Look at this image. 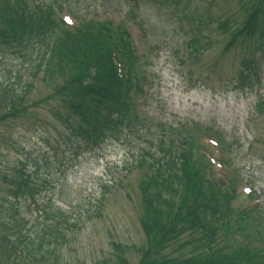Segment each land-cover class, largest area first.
Listing matches in <instances>:
<instances>
[{
  "label": "rangeland",
  "instance_id": "374dc122",
  "mask_svg": "<svg viewBox=\"0 0 264 264\" xmlns=\"http://www.w3.org/2000/svg\"><path fill=\"white\" fill-rule=\"evenodd\" d=\"M31 1H28L30 9L33 8ZM187 1L176 0L180 9ZM254 1H213L211 9L207 8L211 22L201 33V55L194 60L189 58L186 48L190 40L186 37L188 28L185 26L184 30L176 16L170 15L159 0H56L54 3L61 9L62 19L72 21V17L66 15H75L82 22L88 20L87 25L75 31L56 21L53 25L59 43L56 48L65 54L62 45L69 40L73 43L72 54H69L72 67L50 79L44 69L37 74L36 66L25 63V59L16 54L8 53L0 61V84H13L20 76L23 84L16 89L25 92V96L19 106L29 104L19 116L12 113L11 118L0 122V201L7 197L10 181L21 172L28 175L32 189L43 185L50 196L54 193L57 200L71 206L68 213L72 216L86 218L94 211L98 213L80 232L69 234V245L53 249L42 264H164L163 261L178 259L184 262L193 261L195 257L204 259L202 250L206 243L189 227L178 242L163 245L161 256H147L153 241L142 226L146 214L159 201L153 195L156 180L151 170H155L153 161L158 159L153 153L156 149L164 152V158L159 160L169 164L175 161L177 169L180 155L191 151L190 171L198 170L200 176L207 163L191 147L194 140L199 143L197 136L203 130L220 137L229 147L231 167L242 177L239 195L244 186L252 187L262 202L260 209L252 211L248 198L236 196L231 200L233 219H242V228L232 233L235 239L230 235L228 242L215 241L217 254H213L212 261L230 259L235 253L236 240L250 244L257 239L264 241V112L258 109V104L264 100V48L255 54L256 49L252 50L250 43L244 40L227 49L231 35L228 37L229 34L219 30L227 19L240 23ZM207 3L208 0H195L189 10H199L204 19ZM7 15V11L3 13L1 9L3 33L7 29L4 25L8 23ZM60 17L57 11L56 20ZM117 17L127 25L141 24L144 30L142 37L132 33L139 55L143 56L137 67L149 77L144 89V108L142 115L137 114L138 119L134 111L128 110L126 127L120 126L102 149L83 150L80 142L74 143L76 139L71 132L78 119L69 111V101L62 94L67 81L75 75L77 61L88 54V49L91 51L88 57L94 55L92 41L98 43L107 37L114 40L120 37L115 27L105 32L88 23L97 22L96 18L106 22ZM73 22L77 23L76 18ZM84 41L86 46L82 47ZM245 59L254 60L257 77H251L240 87L236 80ZM179 137L185 140L186 149L176 146ZM110 180L114 183L110 187L116 188L112 193L105 191V183ZM176 187L181 198L182 183H176ZM19 204L22 206L23 202ZM22 213L25 214L24 209ZM256 236L261 238L254 240ZM32 262L33 256H23L16 264Z\"/></svg>",
  "mask_w": 264,
  "mask_h": 264
},
{
  "label": "trees",
  "instance_id": "16d2710c",
  "mask_svg": "<svg viewBox=\"0 0 264 264\" xmlns=\"http://www.w3.org/2000/svg\"><path fill=\"white\" fill-rule=\"evenodd\" d=\"M28 1L0 0V11L2 9L3 13L7 11L8 14V23L4 24L7 29L4 33L0 30V61L5 59L8 53L16 54L22 60L25 59V63L36 66L37 74L44 69L50 79L55 78L58 73L72 67L69 54H72L73 43L69 40V43L62 45L65 54L60 48H56L59 43L52 30L55 19L52 17L51 5L30 9ZM164 1L167 4L169 0ZM185 15L191 21L196 20L190 12L185 11ZM42 16L44 18H41ZM33 19H36V22ZM253 26L256 25H253V20L250 19L247 30H252ZM200 29L199 26V33ZM245 29L246 25L237 32L233 40H237L241 35L249 36ZM194 38L190 47L193 53H196V47L201 44L197 41V36ZM127 40L121 35L118 40L107 37L103 42L92 41L94 55L89 58L91 51L88 49V54H83L82 60L77 61V67L74 66L75 75L67 81V88L62 94L63 98L69 101V111L78 119V123L71 130L72 135L90 150L100 149L105 142L112 140L114 133L123 126L126 121L125 114L130 110V76L125 81L117 74V60L119 62V58L123 56L132 60L134 56ZM81 46H86V42H82ZM15 79L13 84H0V122L11 118L12 113L13 116H19L20 112L29 106H19L23 104L25 92L16 89L23 84L22 78L18 76ZM186 153L182 154V157L180 155L181 159L178 158L177 169L175 161L170 164L161 160L153 161L155 170L151 171L154 172L156 180V191H153V195H156L159 201L153 210H149L142 222L146 235L153 241L147 256H159L164 244L178 242L189 227L193 232H197L196 234L202 233L200 236L212 256L204 255V259L199 260L195 257V260L186 262L179 259L163 261L164 264H254L259 256L247 247L234 250L235 253L226 261H212L213 254H217L214 241L218 227L230 226L227 220L231 212L230 201L218 200L210 195L202 181V178H205L204 172L199 176L198 170H191L197 174L198 178H195L190 171L193 152ZM28 178L19 176L12 179L7 197L0 201V264H16L30 251L38 252L41 257L50 250L64 247L69 244V234L80 232L84 224L94 220L98 214L94 211L86 218L76 217L52 207V204L38 202V194L33 193V185L29 183ZM176 183L183 185L184 194L181 198L177 193ZM105 191L111 193L112 187H105ZM26 197L32 199V208L36 209L37 216L33 221L22 213L19 205Z\"/></svg>",
  "mask_w": 264,
  "mask_h": 264
}]
</instances>
